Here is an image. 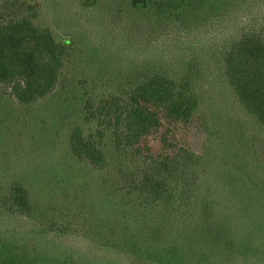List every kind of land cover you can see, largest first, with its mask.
I'll use <instances>...</instances> for the list:
<instances>
[{
  "label": "trees",
  "instance_id": "1",
  "mask_svg": "<svg viewBox=\"0 0 264 264\" xmlns=\"http://www.w3.org/2000/svg\"><path fill=\"white\" fill-rule=\"evenodd\" d=\"M49 3L54 24L64 26L59 41L10 19L11 5L2 4L0 93L36 104L58 88L78 47L96 48L85 58L120 64L115 92L86 103L94 131L75 126L67 137L64 168L98 173L101 212L80 240L72 236L77 207L36 196L2 163L0 264H136L147 252L166 263L148 240L171 231L176 264H264V0ZM108 136L137 164L124 179ZM119 180L139 230L132 251L110 209Z\"/></svg>",
  "mask_w": 264,
  "mask_h": 264
},
{
  "label": "rangeland",
  "instance_id": "2",
  "mask_svg": "<svg viewBox=\"0 0 264 264\" xmlns=\"http://www.w3.org/2000/svg\"><path fill=\"white\" fill-rule=\"evenodd\" d=\"M30 1L37 4L35 10L28 8ZM4 2L11 5L10 19L30 20L47 28L57 41L66 37L64 26H56L53 22L55 20L52 18L49 0H0V12ZM90 49L96 50L90 45L78 47L80 53L64 68L58 88L30 107H21L0 93V167L2 163L8 162L12 168L9 175L13 173L24 175L29 191L36 196L50 197L56 202V207L58 202L63 201L67 202L66 207L70 205L77 207L73 218L74 223L76 222L74 226L77 227L72 236L76 235L80 240L86 238L84 236L86 225L101 212L93 194L96 187L94 181L98 178V173L86 167L81 170L64 168L69 162L67 137L75 126L80 127L84 135L94 131L95 123L87 120L86 103L98 102L115 92L118 85L115 82L114 71L120 68V64L114 62L111 66L105 65L106 60L99 55L85 58L86 53L92 52ZM106 143L107 147L110 146V160L116 176L119 174L123 179L126 178L133 172L136 162L126 152H115L109 136ZM57 174L58 181L54 177ZM127 195L123 182L119 180L114 197L110 198V209L112 215H115L114 227L121 240L127 243L132 251L130 244L136 242L139 230L137 231V226L132 220L131 201ZM236 228L238 236L243 237L238 225ZM70 229L68 226L65 227V230ZM164 234L160 237L151 236L148 242L152 244L151 248H157L162 258L167 257V262L155 260L156 258L147 252L142 255L145 260L136 261V264H176L174 252L177 250H171L168 245L174 240L171 236H175V231ZM254 239L256 238L252 237L244 243L250 244ZM9 254L11 251L6 255Z\"/></svg>",
  "mask_w": 264,
  "mask_h": 264
}]
</instances>
